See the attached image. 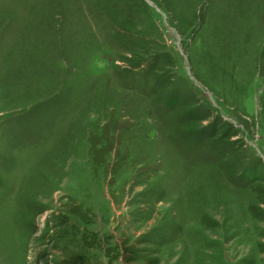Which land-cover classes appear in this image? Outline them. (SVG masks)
<instances>
[{
    "label": "rangeland",
    "instance_id": "rangeland-1",
    "mask_svg": "<svg viewBox=\"0 0 264 264\" xmlns=\"http://www.w3.org/2000/svg\"><path fill=\"white\" fill-rule=\"evenodd\" d=\"M0 264H264V0H0Z\"/></svg>",
    "mask_w": 264,
    "mask_h": 264
}]
</instances>
